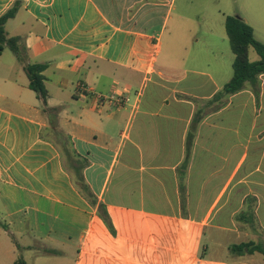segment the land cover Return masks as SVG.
Returning <instances> with one entry per match:
<instances>
[{"label":"crops","instance_id":"crops-1","mask_svg":"<svg viewBox=\"0 0 264 264\" xmlns=\"http://www.w3.org/2000/svg\"><path fill=\"white\" fill-rule=\"evenodd\" d=\"M16 2L6 33L22 38L28 62L48 65L57 111L5 50L0 264H264L233 250H264V74L258 94L247 84L215 99L233 74L219 81L209 62L181 78L160 68L175 0H0V17ZM254 2L264 18V0ZM79 83L128 89L129 102L98 108Z\"/></svg>","mask_w":264,"mask_h":264},{"label":"rangeland","instance_id":"rangeland-1","mask_svg":"<svg viewBox=\"0 0 264 264\" xmlns=\"http://www.w3.org/2000/svg\"><path fill=\"white\" fill-rule=\"evenodd\" d=\"M254 1L175 0V11L161 35L163 47L158 57V66L173 69L174 76L181 78L187 69L200 66L203 68L204 64L209 62L211 64L209 72L217 80L224 82L233 74L232 64L235 58L226 33V16L243 18L253 27L256 38L264 43V18L255 10L257 5L253 7ZM18 21L17 19L9 22L7 26L9 34L16 32ZM7 57L15 59L9 48H6L2 59ZM250 60L253 62L260 60L254 48H250ZM114 124L113 133L118 136L120 126ZM64 148L65 145H62V149L66 150ZM64 159L70 166L69 154L64 153ZM71 170L74 181L84 191L85 187L80 179L83 171Z\"/></svg>","mask_w":264,"mask_h":264},{"label":"trees","instance_id":"trees-1","mask_svg":"<svg viewBox=\"0 0 264 264\" xmlns=\"http://www.w3.org/2000/svg\"><path fill=\"white\" fill-rule=\"evenodd\" d=\"M19 6V3L16 2L0 17V56L6 48H9L22 64L23 70L29 79V88L36 93L44 110L46 112L57 111V109L48 108V99L50 95L45 84L46 77L44 75L48 65L44 63L28 62V49L23 43L22 38L19 36L8 37L6 33V24L9 20L15 18ZM225 28L231 50L235 55L232 65L233 76L216 95L215 99L234 95L243 90L247 84L258 94L260 88L259 77L264 74V43L256 38L253 27L246 23L240 16H226ZM250 48L255 49L260 56V60L256 62L250 60ZM70 155L71 154H69V156ZM80 179L85 187L84 191L87 193L88 197H90L89 186L86 184L82 174L80 175ZM92 201L94 203L96 202L95 199H92ZM99 214L107 227L112 229L111 218L104 205L99 206ZM244 249H248L249 253L258 251L264 255V250H260L258 246L251 247L250 244H243L233 247V250L239 253H242ZM16 264L26 263L22 260H18Z\"/></svg>","mask_w":264,"mask_h":264},{"label":"built area","instance_id":"built-area-1","mask_svg":"<svg viewBox=\"0 0 264 264\" xmlns=\"http://www.w3.org/2000/svg\"><path fill=\"white\" fill-rule=\"evenodd\" d=\"M78 88L83 93H92L98 108L108 106L111 110L116 111L129 102L128 89H114L110 93L104 94L93 91V89L85 83H79Z\"/></svg>","mask_w":264,"mask_h":264}]
</instances>
